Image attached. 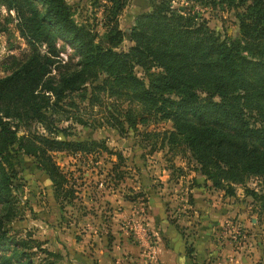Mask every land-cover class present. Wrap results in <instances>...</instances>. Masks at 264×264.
I'll list each match as a JSON object with an SVG mask.
<instances>
[{
    "label": "trees",
    "instance_id": "16d2710c",
    "mask_svg": "<svg viewBox=\"0 0 264 264\" xmlns=\"http://www.w3.org/2000/svg\"><path fill=\"white\" fill-rule=\"evenodd\" d=\"M90 1L101 9L100 34L74 19L67 0H0V8L14 11L28 46L0 76V264H47L33 257L41 242L11 225L19 212L13 179L21 156L36 158L54 190L68 198L73 183L53 153L108 149L95 139H70L66 127L57 126L69 119L89 124L78 115L79 99L101 105L105 93L126 100L121 116L107 109L104 119L119 132L170 121L159 147H187L197 171L225 194L252 175L264 177V0H148L126 50L117 48L125 38L118 16L128 0ZM195 4L233 9L237 36L222 37ZM65 45L72 49L66 60L60 55ZM135 66L158 69L146 83ZM33 123L42 129L21 132ZM249 192L264 210V192Z\"/></svg>",
    "mask_w": 264,
    "mask_h": 264
},
{
    "label": "rangeland",
    "instance_id": "374dc122",
    "mask_svg": "<svg viewBox=\"0 0 264 264\" xmlns=\"http://www.w3.org/2000/svg\"><path fill=\"white\" fill-rule=\"evenodd\" d=\"M67 1L74 9L76 21L89 23L99 34L103 31L98 3ZM147 9L148 0H128L118 16L119 27L125 32L118 49L126 50L132 44L128 37L130 28L136 15ZM193 9L222 37L237 36L233 9L203 4H195ZM15 24L14 11L1 7L0 76L7 74L27 51L28 46ZM71 54L69 45L60 53L64 60ZM76 58L77 55L72 56V60ZM157 69L135 66L134 73L148 83ZM105 95L101 105L79 99L78 115L89 124L71 119L57 123L58 127H66L70 139H95L108 148L97 146L82 154L53 153L69 184L73 183L68 198L54 190L49 176L36 166V158L22 155L16 166L13 189L19 200V212L11 225L19 235H30L41 242L40 247L32 248L34 259L47 264H104L105 260L109 261L107 256H111L112 264H136L135 258H142L143 264L149 263L158 236L146 226L145 184H151L162 197L165 218L183 240V252L190 264H264V210L249 192L251 189L264 192V177L252 175L244 184L234 186L233 195L213 188L197 171L187 147L182 144L159 147L161 131L171 128L170 121L150 120L119 132L105 124L106 110L120 115L127 101ZM28 128H21V132L42 129L36 123ZM54 137L64 138L61 133H54ZM191 185L203 186L213 195L211 198L205 195L210 199L203 209L193 208ZM120 193L128 200L139 201L135 208L141 216L136 226L135 220L128 216L112 219L113 212L119 211L113 206L114 197Z\"/></svg>",
    "mask_w": 264,
    "mask_h": 264
},
{
    "label": "crops",
    "instance_id": "0c3cea01",
    "mask_svg": "<svg viewBox=\"0 0 264 264\" xmlns=\"http://www.w3.org/2000/svg\"><path fill=\"white\" fill-rule=\"evenodd\" d=\"M163 170L166 171L165 168ZM203 178L205 180V177ZM205 182L210 184L209 183L210 181L207 179L205 180ZM165 184H167V182H165ZM145 188L148 190L146 196L147 198L146 207H147V218H148L146 222L147 224L146 226L152 229L153 234L158 235L157 237H155L157 238V240L155 241V244L151 248L149 263L146 262V264H190V262L187 261L185 258V252H183V248H182L183 240L181 236L175 231L173 226L168 222V220L165 218L163 214L162 197L159 196L156 189L154 191L153 185L145 184ZM189 192L191 194V198H192L191 203L193 204L194 209H203L204 203L208 202L211 196H213L211 193H207L208 191H206L205 188L200 185H195V186L191 185L189 187ZM205 195L209 196L210 198L206 197ZM114 199L113 200L115 205L113 204V206L115 208L117 206V209L119 211L113 212L112 219H115L117 217L126 218L128 216L132 220H135L133 224L135 225L136 221L141 216V214H138L139 212L138 209L135 208V206H138V202H139L138 199L128 200L121 193L119 195H115ZM186 206H190V205L188 204L185 205L184 207ZM124 243L127 244L128 242H126L125 240ZM107 257L109 261L107 262L105 260V263L104 262L103 263L112 264L113 258L111 256H107ZM135 259L137 260L136 264H143L142 258L140 259L135 258Z\"/></svg>",
    "mask_w": 264,
    "mask_h": 264
}]
</instances>
